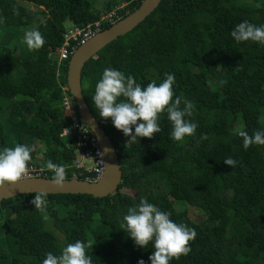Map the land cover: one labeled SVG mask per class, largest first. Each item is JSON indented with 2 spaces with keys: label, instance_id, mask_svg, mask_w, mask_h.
Segmentation results:
<instances>
[{
  "label": "trees",
  "instance_id": "trees-1",
  "mask_svg": "<svg viewBox=\"0 0 264 264\" xmlns=\"http://www.w3.org/2000/svg\"><path fill=\"white\" fill-rule=\"evenodd\" d=\"M122 4L123 19L142 1L108 0L105 12ZM102 13L94 0H0V149L28 145L29 165L47 167L51 160L66 166L67 179H86L73 167L75 137L62 136L70 121L64 98L75 100L63 90L70 60L59 66L58 56L68 27L95 23ZM244 21L264 26V0H163L146 21L91 59L83 70V94L117 148L120 188L106 198L48 195L44 212L31 203L35 194L3 200L0 264H42L47 253L59 255L77 240L91 241L93 264H151L152 245L137 247L121 228L128 207L141 197L197 233L190 253L170 264H264V145L246 150L239 136L264 130V45L231 37ZM30 27L46 41L39 50L14 44L19 30ZM105 68L144 87L174 74L180 107L184 100L195 106L185 117L197 123L195 135L171 139L164 113L160 133L127 145L128 137L99 117L91 98ZM228 157L237 161L234 169L224 163ZM188 207L202 218L193 220Z\"/></svg>",
  "mask_w": 264,
  "mask_h": 264
},
{
  "label": "clouds",
  "instance_id": "clouds-1",
  "mask_svg": "<svg viewBox=\"0 0 264 264\" xmlns=\"http://www.w3.org/2000/svg\"><path fill=\"white\" fill-rule=\"evenodd\" d=\"M230 34L237 43L252 41L264 45V26L244 21L236 25ZM23 42L29 50H39L46 41L39 30H30L24 34ZM174 84V74L166 73L163 82L157 84L153 81L144 87L131 75L105 68L91 98L99 117L111 120L113 126L128 137L127 145L138 143L140 138L153 139L160 133L159 121L164 113H167L172 124L170 138L180 142L185 137L194 136L198 125L185 119L192 115L195 106L191 101L184 100V107H180L181 99L175 96ZM220 84L226 85L227 80H221ZM239 136L243 138L246 150L252 145H264V130H257L252 135L242 130ZM201 139H207L206 134ZM32 152V147L19 144L0 149V188L16 186L23 181L30 170ZM224 163L234 169L237 161L228 157ZM46 166L53 172L52 183L62 188L67 180L66 166L54 164L51 160L47 161ZM48 195L47 191H36L31 201L36 210L46 211ZM170 217L169 212L149 203L146 197H141L138 204L128 207L127 214L123 216L121 228L134 244L142 249L152 245L151 264H170L191 251L190 242L197 236L195 229L174 222ZM92 248L91 241L85 243L77 240L63 247L59 255L47 253L42 264H93V257L89 255ZM138 264H144V261L140 260Z\"/></svg>",
  "mask_w": 264,
  "mask_h": 264
},
{
  "label": "water",
  "instance_id": "water-1",
  "mask_svg": "<svg viewBox=\"0 0 264 264\" xmlns=\"http://www.w3.org/2000/svg\"><path fill=\"white\" fill-rule=\"evenodd\" d=\"M163 0H144L136 11L121 19L110 28L98 33L80 46L72 55L68 65V89L78 107L81 121L86 123L97 136L106 160L104 176L97 182L74 178L67 179L62 188L52 183V178L37 177L19 182L16 186L0 188V202L19 195L36 194V191H47L49 195L72 194L92 195L95 198H106L115 194L123 180V170L115 144L92 113L82 89V75L86 64L97 56L109 44L127 35L146 21L161 5Z\"/></svg>",
  "mask_w": 264,
  "mask_h": 264
},
{
  "label": "built area",
  "instance_id": "built-area-1",
  "mask_svg": "<svg viewBox=\"0 0 264 264\" xmlns=\"http://www.w3.org/2000/svg\"><path fill=\"white\" fill-rule=\"evenodd\" d=\"M133 1L143 2L144 0ZM126 5L122 4L109 12H103L100 19L95 23L84 27L76 25L68 27L67 32L64 34V42L59 49V66L70 60L80 46L102 32L104 24H115L120 21L123 17L122 11L126 8ZM63 90L67 93L69 91L68 86L63 87ZM63 106L66 115L70 119L69 125L65 128L70 131L65 132L63 130L62 136H73L76 139V155L73 167L86 176V181L97 182L104 176L106 169V160L100 142L89 126L81 121L76 103L70 96L66 95ZM29 169L28 175L23 180L47 177L51 172L43 166L29 165Z\"/></svg>",
  "mask_w": 264,
  "mask_h": 264
},
{
  "label": "rangeland",
  "instance_id": "rangeland-1",
  "mask_svg": "<svg viewBox=\"0 0 264 264\" xmlns=\"http://www.w3.org/2000/svg\"><path fill=\"white\" fill-rule=\"evenodd\" d=\"M95 1V9L96 10H100L101 12H105V6L107 4V1L108 0H94ZM32 11L34 12H38L40 11V9H36L35 7H32V6H28ZM43 18L40 16L38 18V20L35 22L36 24L38 23L39 20H42ZM70 23L67 24V26L69 25ZM33 27H30V28H27L25 29L24 33L25 34L27 31H30L32 30ZM24 28L20 29L19 32H21V34L17 37V41L16 43L14 44H17V45H20L22 47V50H26L28 47L27 45L23 42V38H24V35L22 34ZM29 49V48H28ZM57 53L53 55V58L56 59L57 58ZM39 162L41 161V158L39 157ZM41 163V162H40ZM124 192H127V193H130V191H127V190H124ZM188 210V214L189 216L195 220V221H198L200 218H202V214L200 212H198L196 209H194L193 207H188L187 208Z\"/></svg>",
  "mask_w": 264,
  "mask_h": 264
}]
</instances>
